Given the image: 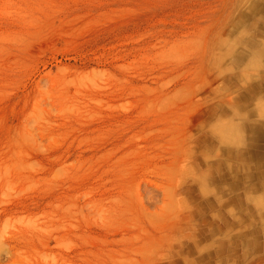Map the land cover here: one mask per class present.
Returning a JSON list of instances; mask_svg holds the SVG:
<instances>
[{
    "label": "rangeland",
    "instance_id": "1",
    "mask_svg": "<svg viewBox=\"0 0 264 264\" xmlns=\"http://www.w3.org/2000/svg\"><path fill=\"white\" fill-rule=\"evenodd\" d=\"M0 264H264V0H0Z\"/></svg>",
    "mask_w": 264,
    "mask_h": 264
},
{
    "label": "bare ground",
    "instance_id": "2",
    "mask_svg": "<svg viewBox=\"0 0 264 264\" xmlns=\"http://www.w3.org/2000/svg\"><path fill=\"white\" fill-rule=\"evenodd\" d=\"M259 131V133L261 132V130H258Z\"/></svg>",
    "mask_w": 264,
    "mask_h": 264
}]
</instances>
